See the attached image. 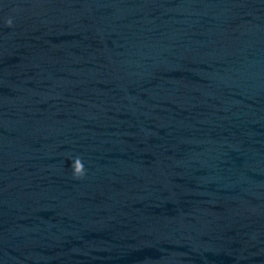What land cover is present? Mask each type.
<instances>
[{
    "label": "clouds",
    "instance_id": "clouds-1",
    "mask_svg": "<svg viewBox=\"0 0 264 264\" xmlns=\"http://www.w3.org/2000/svg\"><path fill=\"white\" fill-rule=\"evenodd\" d=\"M13 21L11 19H8L6 21L7 26H11ZM72 175L75 179L83 178L86 174L85 166L82 162V160L79 157L74 158L72 162Z\"/></svg>",
    "mask_w": 264,
    "mask_h": 264
}]
</instances>
